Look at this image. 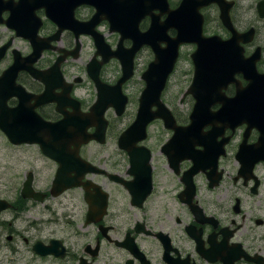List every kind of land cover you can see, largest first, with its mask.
<instances>
[{
	"label": "flooded vegetation",
	"instance_id": "af4514ba",
	"mask_svg": "<svg viewBox=\"0 0 264 264\" xmlns=\"http://www.w3.org/2000/svg\"><path fill=\"white\" fill-rule=\"evenodd\" d=\"M164 7L223 46L211 88L191 42L161 86ZM254 73L264 0H0V264H264V123L232 102Z\"/></svg>",
	"mask_w": 264,
	"mask_h": 264
},
{
	"label": "water",
	"instance_id": "95a60500",
	"mask_svg": "<svg viewBox=\"0 0 264 264\" xmlns=\"http://www.w3.org/2000/svg\"><path fill=\"white\" fill-rule=\"evenodd\" d=\"M185 2L183 1L182 8L184 9V4ZM165 6V5H164ZM180 7V8H181ZM178 9L176 12H169L168 10H164L163 14L166 13V19L163 22L159 21L158 16H152L151 20V25L149 29V33H154L155 30H161L162 33V39L165 40V43L167 44L165 51V54L167 53H173V55H176L177 52V46L181 43H194L197 45V51L192 55L193 61H194V77L192 81L191 88L189 89V92L193 93L195 90H199L200 92L204 89L211 88L214 82H216L219 79V72L218 69L215 68L217 65L216 60L213 58H218L221 57V52L223 50V46H221L220 43L216 42L214 39H208L204 38L201 33V26H200V20L201 18L199 17V25L198 23L193 24V18L190 19L191 22L187 23V20H184V15L186 12ZM143 14L138 15V16H133L131 15L130 17H126L124 19H121V22L119 24L113 22L112 20L110 21V25L112 27H117V30L120 28L121 30H124L123 27H127L128 24L133 23L135 26L141 19H142ZM100 19H94L93 26L96 25L97 22H99ZM125 22V23H124ZM128 22V23H127ZM123 23L124 25H122ZM117 25V26H115ZM169 29H175L177 32V35L175 38H167L166 37V32ZM119 31V30H118ZM95 39L97 36H95ZM220 45V46H218ZM152 46V45H151ZM156 49V50H155ZM153 50L156 53V58L158 57L159 51L158 48L153 47ZM169 51V52H168ZM214 53L212 57H210L211 53ZM212 58V59H211ZM221 60V59H220ZM220 63V62H219ZM123 64V77L121 81L119 82L118 85H120L122 82H124L126 79H128V71L130 70V64L129 63H122ZM215 64V65H214ZM172 66V64H171ZM171 66L167 68L166 73H164L160 78L159 81L163 85L167 76L168 72L171 69ZM211 66V67H210ZM210 68V69H209ZM212 68V69H211ZM154 68L151 69L153 71ZM220 70V69H219ZM255 75H247V80L250 82L248 84V89H247V96L248 100H245V103L250 107L251 109L249 110V113L245 114V116H238L240 117H245L247 123H262L264 121V74H257L254 73ZM250 76V77H249ZM249 77V78H248ZM210 85V86H209ZM147 94L148 91H145L142 95L141 99V106L140 108H145V103L147 100ZM157 95V94H156ZM248 102V103H247ZM199 103H197L193 109V114H192V121H195L193 119H196L195 113H197L200 109ZM197 106V107H196ZM105 106H101L100 103L94 105L91 109V112H99L103 111ZM236 117V119H238ZM256 117V118H255ZM197 120V119H196ZM254 120V121H253ZM76 135L82 137V138H87L86 135L83 133H77ZM23 141H29L28 138H25V136H22Z\"/></svg>",
	"mask_w": 264,
	"mask_h": 264
},
{
	"label": "rangeland",
	"instance_id": "374dc122",
	"mask_svg": "<svg viewBox=\"0 0 264 264\" xmlns=\"http://www.w3.org/2000/svg\"><path fill=\"white\" fill-rule=\"evenodd\" d=\"M189 77H190L189 75L188 76H181V77L178 78V80L180 79L182 81V85H184L185 81H187L189 79ZM174 80L176 81V78H174ZM170 90H174V87L172 86L170 88Z\"/></svg>",
	"mask_w": 264,
	"mask_h": 264
}]
</instances>
